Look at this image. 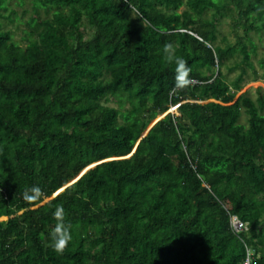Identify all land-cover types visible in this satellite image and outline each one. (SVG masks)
Listing matches in <instances>:
<instances>
[{
    "label": "trees",
    "instance_id": "16d2710c",
    "mask_svg": "<svg viewBox=\"0 0 264 264\" xmlns=\"http://www.w3.org/2000/svg\"><path fill=\"white\" fill-rule=\"evenodd\" d=\"M256 80L264 0H0V264H264Z\"/></svg>",
    "mask_w": 264,
    "mask_h": 264
},
{
    "label": "clouds",
    "instance_id": "9594fccd",
    "mask_svg": "<svg viewBox=\"0 0 264 264\" xmlns=\"http://www.w3.org/2000/svg\"><path fill=\"white\" fill-rule=\"evenodd\" d=\"M164 53L167 54L169 62L176 65L175 68V81L177 87L184 88L190 85L189 74L191 69L187 66V61L182 57L174 55V47L171 42L164 44ZM177 107V105H175ZM173 107V106H172ZM41 195V190L38 186H33L31 189L25 190L23 198L26 201L32 202L37 200ZM57 223L50 232V239L52 241L51 247L57 253H63L67 248L69 242L72 240L71 225L65 223V212L62 205H58L53 213Z\"/></svg>",
    "mask_w": 264,
    "mask_h": 264
},
{
    "label": "rangeland",
    "instance_id": "374dc122",
    "mask_svg": "<svg viewBox=\"0 0 264 264\" xmlns=\"http://www.w3.org/2000/svg\"><path fill=\"white\" fill-rule=\"evenodd\" d=\"M223 25V31L226 32L227 30H229V19L227 18L224 23L222 24ZM231 37V36H230ZM258 86H262L264 88V83L261 81V80H256V81H250L248 82L240 91L239 93L243 92L245 89L247 88H252L251 89V95L254 97L255 96V92L253 91L254 88L258 87ZM238 93V94H239ZM172 108L174 110H172ZM169 110H171L170 112H173L175 114H178L179 112L177 111V108L176 106H173L171 107ZM162 115V114H161ZM161 115L155 117L151 123H153L156 119H158ZM8 217H5V218H0V219H6Z\"/></svg>",
    "mask_w": 264,
    "mask_h": 264
},
{
    "label": "built area",
    "instance_id": "2783aa9c",
    "mask_svg": "<svg viewBox=\"0 0 264 264\" xmlns=\"http://www.w3.org/2000/svg\"><path fill=\"white\" fill-rule=\"evenodd\" d=\"M231 223H232L233 228H234L235 230H240V229L246 227L245 224L242 223V222L239 220V218H237L236 216H233V217L231 218Z\"/></svg>",
    "mask_w": 264,
    "mask_h": 264
},
{
    "label": "water",
    "instance_id": "95a60500",
    "mask_svg": "<svg viewBox=\"0 0 264 264\" xmlns=\"http://www.w3.org/2000/svg\"><path fill=\"white\" fill-rule=\"evenodd\" d=\"M171 110H168L167 112H165L164 114H162L159 118H161L162 116H164L166 113H168V112H170ZM158 118V119H159ZM158 119H156L153 123H150V125L148 126V129L158 120ZM147 131V130H146ZM146 133V132H145ZM144 133V134H145Z\"/></svg>",
    "mask_w": 264,
    "mask_h": 264
}]
</instances>
